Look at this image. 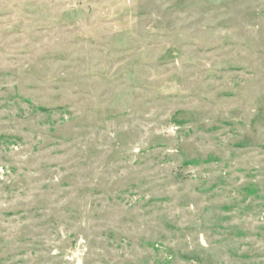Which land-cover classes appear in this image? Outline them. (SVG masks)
<instances>
[{
  "label": "rangeland",
  "instance_id": "374dc122",
  "mask_svg": "<svg viewBox=\"0 0 264 264\" xmlns=\"http://www.w3.org/2000/svg\"><path fill=\"white\" fill-rule=\"evenodd\" d=\"M0 264H264V0H0Z\"/></svg>",
  "mask_w": 264,
  "mask_h": 264
}]
</instances>
